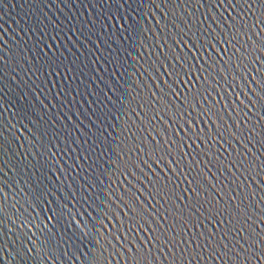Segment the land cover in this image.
Segmentation results:
<instances>
[{"label": "water", "instance_id": "obj_1", "mask_svg": "<svg viewBox=\"0 0 264 264\" xmlns=\"http://www.w3.org/2000/svg\"><path fill=\"white\" fill-rule=\"evenodd\" d=\"M201 3L204 5L202 8L196 0H0V57L3 58L0 60V139L5 142L4 148L0 149V189L3 190L0 195L7 193L5 207L8 209L6 215L0 212V220L3 221L0 223V256L7 257V260L0 258V264H52L46 257L41 259L43 252L37 255V245L44 248L40 229L44 228L49 215L54 216L55 209L65 205L76 213L75 219L72 213H68L59 221L54 217L47 227L61 235H72L74 231H79V221L80 227L92 225L90 231L95 235L77 241L78 251L72 249L65 254L64 249L60 250L55 264H73V261L80 264L85 259L84 252L96 253L98 249L104 253L101 259L105 257V264L109 259L112 264L120 261L119 255L112 259L105 251L106 247H110L106 235L108 228L95 225L92 218L96 212L84 202V196L95 191L90 189L91 185L100 183L109 197L112 216H115V219L108 216L101 223L111 227L124 222L123 216L127 209L121 201H126L132 195L127 182L122 183L127 175H122L127 158L131 156L132 162L138 163L136 158L143 153L137 149L143 145L151 148L155 140H164V129L168 128L167 121H153V131V125L142 122V117L138 115L141 109L137 105L142 102V98H148L147 88L156 91V85L161 83L155 72L150 77L144 71L148 67L146 61L151 62L149 54L153 53V60L155 55L160 54L164 40L176 32L174 21L179 22L181 17L189 25L196 17H199L200 22H205L207 17L204 28L210 24L220 32V28L227 30L226 25L220 20L214 23L212 16L221 17L223 14L231 22L229 14L235 16L237 12H243L238 8L233 11L226 3L224 7L218 4L212 7V0H201ZM245 19H249L245 31L252 38L249 45L264 40V23L256 26L252 12H248ZM217 23L220 24L219 28ZM121 24L124 25L123 29ZM129 24L137 27L136 33L132 32ZM181 28H184L183 23ZM240 39L243 42L248 36L241 33ZM157 42L160 47L156 46ZM49 43L55 48V55L64 61L59 74L44 65V60L53 55L51 51L47 55L43 51ZM65 65L75 71L65 75ZM149 71L152 69L149 68ZM163 71L160 68V73ZM34 86H38L39 90L34 91ZM227 91H231V88ZM137 93L140 95L137 96ZM133 96H136L135 100H132ZM213 99L219 100L220 97L213 94ZM233 103L238 105L234 97ZM216 107L219 108V105ZM228 113L235 115L231 107ZM228 113L224 114V120L235 131L234 122L229 119ZM114 116L118 119H114ZM248 116L251 122H258L252 113H248ZM221 123L223 125V121ZM236 123L243 127L250 121ZM12 125L16 126V135L11 134ZM201 126H204L203 122ZM21 128H24V133H20ZM29 129L37 135L33 136ZM40 139L48 145L51 156L43 169L39 167L35 155L40 151ZM233 143L238 150L243 151L236 141ZM216 147L219 148V144ZM248 147L252 148V145ZM185 151L189 149L185 147ZM191 151L195 154L194 146ZM53 152L55 156H52ZM253 152L260 157L257 164L264 161V157L260 156L264 148L260 152L253 148ZM200 159L197 156V161ZM249 159H252L251 155ZM39 160L45 161L46 157L40 155ZM204 162L207 163V157H204ZM209 168V179L216 183L220 172L211 165ZM102 170L103 175L100 174ZM233 172H236L235 167ZM212 173L216 174L215 177ZM224 175L228 177L224 183L233 196L241 193V186L244 192L255 193V201L249 197L251 211L257 218V230L264 228V224L259 223L260 212L257 209L264 208V202H260V197L264 196V181L258 176L254 180L250 176L245 179L247 172L243 176L236 172L240 179L233 184L230 182L233 177L227 172ZM141 179L144 184H148L146 177L141 176ZM34 187L46 193L41 195L39 201L33 194ZM135 187L140 189L143 185L135 184ZM143 195L146 197L147 193ZM212 195L219 200L223 193L217 194L213 189ZM28 196L32 197L34 207H29L21 199H27ZM25 208L27 212H24ZM17 209L20 211L17 212ZM21 212L27 217V223L20 218ZM37 223L40 228L36 227ZM161 223H164L163 219ZM196 231L191 225L186 227L185 239L177 243L176 247L167 242V246L156 244L153 258L156 264H225L228 256L210 255L211 250L206 251V246L196 247L197 242L191 239ZM151 235L150 230L147 234L140 232L150 249L156 243H148ZM33 240L36 244H33ZM17 249H22L26 255H14ZM28 249L32 250L31 253ZM74 252L80 259H76ZM149 258L152 259L151 256ZM232 264H235V257H232Z\"/></svg>", "mask_w": 264, "mask_h": 264}, {"label": "snow or ice", "instance_id": "obj_2", "mask_svg": "<svg viewBox=\"0 0 264 264\" xmlns=\"http://www.w3.org/2000/svg\"><path fill=\"white\" fill-rule=\"evenodd\" d=\"M196 2L201 8L204 6L201 0ZM225 3L233 11L237 8L243 10V12H237L235 16L229 14L231 22L224 18L223 14L221 17L212 16L214 23L220 20L226 25L227 30L220 28V32H217L210 24L204 28L207 17L205 22H200L199 17H196L191 25L184 22L181 17L179 22L174 21L176 32L171 33L169 39L164 40V47H161L160 54L155 55L154 60L153 53L149 54L151 62L146 61L148 67H145L144 71L148 72L150 77L155 72L161 83L156 85V91L150 87L147 88L148 98L146 100L142 98V102L137 105L141 109L138 115L142 117V122L147 121L149 125H153V121H167L168 128L164 129V140H155L151 148L143 145L137 149L143 153L136 158L138 163H133L131 156L127 158L122 173L127 175L122 183L127 182L132 195L128 196L126 201H121L127 209L123 216L124 222L111 227L107 223H101L106 221L108 216H112V211L109 197L100 183L91 185L90 189L95 191L91 195L84 196V202L89 204V207H93L96 212V216L92 218L95 225L108 228L106 235L109 238L110 247H106L105 251L112 259H115L116 255L120 256L117 264H121V261H124V264H156L153 259L156 244L167 246V242L176 247L177 243L185 239L184 229L189 225L197 229L191 235V239L197 242L196 247L199 249L206 246V251L211 250L210 255L228 256L225 264H232V257H235V264H264V228L257 230V218L253 216L252 206L249 203V197L252 201L256 200L255 193L244 192L241 186L243 195L237 193L233 196L224 183L228 180V177L224 175L225 172L233 177L230 181L233 184L245 172L248 173L245 179L250 176L254 180L258 176L261 181H264V175H261L264 173V161L257 164L260 157L253 152V148L256 152L264 148V40H258L256 44L249 45L252 38L248 35V31H245L250 19H245L248 12H252L255 16L256 26L264 23V0H212L211 6L215 7L218 4L224 7ZM182 23L184 28H181ZM198 23L199 27H197ZM120 27L123 29L124 25L121 24ZM217 27H220L219 23ZM129 28L133 33L137 32L135 25L129 24ZM241 33L248 36V39L241 42ZM246 45L249 46L246 47ZM156 46L160 47L159 42ZM43 51L45 55L49 51L53 53L44 60V65L48 70L59 74L60 66L64 63L63 59L55 55L56 50L50 43ZM250 56L251 59H249ZM2 59L0 57V60ZM64 68L65 75L75 71L67 65ZM149 68L152 71H149ZM160 68L164 69L163 73H160ZM139 87L137 83V88ZM229 88L231 91H227ZM33 90L38 91V86H34ZM213 94L220 99H213ZM139 95L140 93H137V96ZM233 97L238 105L233 103ZM135 99L136 96H133L132 100ZM128 103L131 104V100ZM216 105H219V108ZM230 107L235 113L234 116L228 113ZM131 110L135 111V109ZM225 113H228L229 119L233 120L235 131L224 120ZM248 113L257 117L258 122H251ZM113 118L118 119L115 116ZM243 120L250 121V124L241 127L236 123ZM169 121H171L170 124ZM202 122L204 126H201ZM15 129L16 126L12 125V135H16ZM152 130L155 131L154 125ZM19 131L24 133V128ZM29 131L32 130L29 129ZM177 133H179L178 136ZM32 135L36 136L37 133L32 131ZM43 135L42 133L41 136ZM25 138L29 137L25 136ZM17 139H19L18 135ZM233 141H236L243 151L238 150ZM217 144L219 148L216 147ZM249 144L252 148L248 147ZM4 146V139H0V149ZM193 146L196 149L195 154L191 151ZM31 147L30 143V150ZM185 147L189 149L188 152L185 151ZM38 148L40 151L35 155L39 167L43 169L51 156H49L48 145L43 139H40ZM229 148L232 149L231 152ZM40 155L46 157V160L40 161ZM55 155L53 152L52 156ZM249 155L252 159H249ZM189 156L192 157L191 160L188 159ZM197 156L201 157L199 161ZM260 156L264 157V152H260ZM204 157H207V163L204 162ZM209 165L220 172V178H217L216 183L209 179V171H211ZM33 167H36V164H33ZM233 167L240 176L233 172ZM206 168L208 171H205ZM100 174L103 175L104 171L102 170ZM212 175L215 177L216 174L212 173ZM141 176L148 179V184H144ZM37 179L39 181V178ZM135 184L143 185V188L137 189ZM213 189L217 194L223 193L219 200L212 195ZM2 192L3 190L0 189V193ZM143 193H147V196L145 197ZM33 194L36 201L40 200L41 195H46L42 191H37L35 187ZM21 199L29 207L35 206L31 196L27 199L21 197ZM6 200L7 193L0 195V212L5 215L8 212L5 207ZM260 202H264V196L260 197ZM12 207L15 208V204ZM257 209L260 212L259 223L264 224V208ZM27 211L28 209L25 208L24 212ZM68 213H72L75 219L76 213H73L72 209L67 208L66 205L55 209L54 216L49 215L47 222H44V228L40 229L44 248L41 249L37 245V255L43 252L41 259L46 257L52 264L59 259L60 250L64 249L65 254L72 249L78 251L77 241H82L83 237L95 235L90 231L92 225L80 227L79 221H77L79 231H74L72 235L67 233L61 235L47 227L48 222H52L54 217L56 221H59ZM20 218L27 223L24 213H20ZM112 218L115 219V216ZM161 219L164 223H161ZM169 221H171L170 224ZM0 223L3 221L0 220ZM36 227L40 228V224L37 223ZM149 230L152 235L148 237V243L156 242L152 249L148 248L144 237L140 236V232L147 234ZM32 242L36 244L35 240ZM65 245L68 246L67 249L64 248ZM31 251L28 249L29 253ZM229 253L232 255H228ZM14 255L26 254L22 249H17ZM83 255L85 259L81 260L80 264H105V257L101 259L104 253L99 249L96 253L84 252ZM150 256L152 259L149 258ZM0 258L7 260V257L0 256ZM76 259H80V256L76 255ZM193 259H195L194 253ZM107 264H112V260L109 259Z\"/></svg>", "mask_w": 264, "mask_h": 264}]
</instances>
